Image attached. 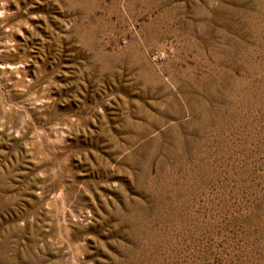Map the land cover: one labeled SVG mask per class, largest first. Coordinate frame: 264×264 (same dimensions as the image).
Here are the masks:
<instances>
[{
  "label": "rangeland",
  "instance_id": "obj_1",
  "mask_svg": "<svg viewBox=\"0 0 264 264\" xmlns=\"http://www.w3.org/2000/svg\"><path fill=\"white\" fill-rule=\"evenodd\" d=\"M0 264H264V0H0Z\"/></svg>",
  "mask_w": 264,
  "mask_h": 264
}]
</instances>
